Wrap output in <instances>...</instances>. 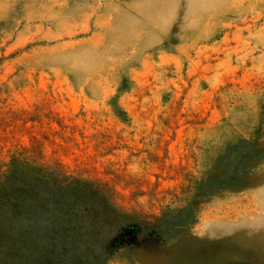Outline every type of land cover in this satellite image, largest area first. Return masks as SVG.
Instances as JSON below:
<instances>
[{
  "label": "rangeland",
  "instance_id": "rangeland-1",
  "mask_svg": "<svg viewBox=\"0 0 264 264\" xmlns=\"http://www.w3.org/2000/svg\"><path fill=\"white\" fill-rule=\"evenodd\" d=\"M17 155L155 223L107 264H264V0H0Z\"/></svg>",
  "mask_w": 264,
  "mask_h": 264
},
{
  "label": "trees",
  "instance_id": "trees-1",
  "mask_svg": "<svg viewBox=\"0 0 264 264\" xmlns=\"http://www.w3.org/2000/svg\"><path fill=\"white\" fill-rule=\"evenodd\" d=\"M81 208L92 211L90 222L66 223L67 214ZM122 214L142 219L123 213L98 183L66 175L57 166L21 155L0 162V264H107L126 257L134 245L129 239L143 241L155 223H121ZM2 223L28 226L14 235Z\"/></svg>",
  "mask_w": 264,
  "mask_h": 264
}]
</instances>
